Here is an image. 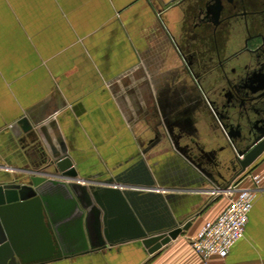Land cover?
Segmentation results:
<instances>
[{"label": "crops", "instance_id": "1", "mask_svg": "<svg viewBox=\"0 0 264 264\" xmlns=\"http://www.w3.org/2000/svg\"><path fill=\"white\" fill-rule=\"evenodd\" d=\"M198 1L0 0V183L30 169L49 168V177H56L60 171L52 161L66 155L81 185L169 194L163 206L152 201L142 206L148 228L172 218L190 220L187 230L152 254L128 228L126 216L115 213L103 224L109 247L51 259L58 251L34 236L22 239L7 261L202 264L191 238L227 206V195L210 192L223 179L215 173L214 183L198 173L161 135L162 129L173 138L181 134V147L204 150L205 165L212 160L207 154L224 144L208 105L213 97L208 81L197 66L192 77L184 58L188 11L196 10ZM203 41L199 37L194 46ZM24 118L35 130L15 136L11 126ZM216 157L229 160L224 152ZM257 173L262 178L255 184ZM146 176L155 182L142 183ZM231 183L251 188L253 205L243 236L226 256H213L209 263L264 264V152Z\"/></svg>", "mask_w": 264, "mask_h": 264}, {"label": "water", "instance_id": "2", "mask_svg": "<svg viewBox=\"0 0 264 264\" xmlns=\"http://www.w3.org/2000/svg\"><path fill=\"white\" fill-rule=\"evenodd\" d=\"M187 66L195 78L193 68L189 64ZM198 84L202 90L201 80ZM208 105L211 106L221 131L232 139L231 132H226L228 126L220 119L218 109L209 101ZM28 120H18L11 126L15 136L35 130ZM161 135L171 141V145L180 151L185 160L195 165L198 173L208 176L212 182L216 180L215 173L209 170L202 160L205 153L203 149L197 147L198 152H195L194 147L188 144L181 147V134L173 138L167 129H162ZM194 141L192 137L190 142L196 145ZM262 152L264 131L255 136L250 146L237 150V156H241L237 157L240 164L237 174L230 179L223 177L224 184H217L227 187L233 179L242 175ZM52 162L60 171L57 178L30 169L24 170V177L16 176L11 182L0 183V264H12L7 260L13 258L14 251L18 253L17 246L22 239L34 236L41 238V246L49 245L51 252L58 251L56 257L51 259L109 247L113 243L108 241V230L104 225L112 222V215L115 213L126 216L128 228L141 239L149 254L162 248L169 240L175 239L183 230H187L190 224V220L183 223L182 220L172 218L166 221L163 227L148 228L145 222L149 215L142 206L146 207L147 202H153L157 207L163 206L168 203L169 194L160 195L153 191H134L128 188L121 191L115 187L89 188L85 184L76 183L73 178L66 182L62 177H76L78 172L71 159L65 155ZM141 163L143 165V162ZM117 181L122 180L117 178ZM153 182L155 180L150 176L142 180V183L147 185ZM166 208L165 206L163 210ZM28 261L30 260H26Z\"/></svg>", "mask_w": 264, "mask_h": 264}, {"label": "flooded vegetation", "instance_id": "3", "mask_svg": "<svg viewBox=\"0 0 264 264\" xmlns=\"http://www.w3.org/2000/svg\"><path fill=\"white\" fill-rule=\"evenodd\" d=\"M196 6L188 11L186 65L194 73L200 67L211 84L208 101L232 134L224 132L222 147L207 154L208 169L230 179L240 166L237 150L264 131V0H201ZM199 37L205 42L196 48ZM223 152L227 162L216 157Z\"/></svg>", "mask_w": 264, "mask_h": 264}, {"label": "built area", "instance_id": "4", "mask_svg": "<svg viewBox=\"0 0 264 264\" xmlns=\"http://www.w3.org/2000/svg\"><path fill=\"white\" fill-rule=\"evenodd\" d=\"M59 175L60 173L55 178L59 177ZM72 178L80 181L76 177H62V179L67 181ZM261 178L262 175L260 173L253 175L255 184ZM82 181L83 183H94L89 181V179H82ZM210 192L214 196H218L220 193L225 194L229 201L216 219L207 220L202 225L199 233L191 238L192 249L201 257L202 264H210L209 260L213 256H226L230 247L243 236L254 200L251 188H239L233 183L225 188L223 185L217 184Z\"/></svg>", "mask_w": 264, "mask_h": 264}, {"label": "rangeland", "instance_id": "5", "mask_svg": "<svg viewBox=\"0 0 264 264\" xmlns=\"http://www.w3.org/2000/svg\"><path fill=\"white\" fill-rule=\"evenodd\" d=\"M213 82H215V81H213ZM213 82H211V83H213ZM210 86H211V84L209 85L208 84V87H207V89L209 90L210 89ZM46 171V172H45ZM39 172H41V171H37V173H39ZM42 173H46L47 175H49L51 172H49V168L48 169H44L43 171H42Z\"/></svg>", "mask_w": 264, "mask_h": 264}]
</instances>
